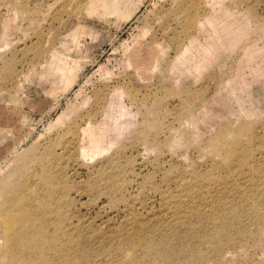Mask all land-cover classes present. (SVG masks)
<instances>
[{
    "label": "rangeland",
    "instance_id": "374dc122",
    "mask_svg": "<svg viewBox=\"0 0 264 264\" xmlns=\"http://www.w3.org/2000/svg\"><path fill=\"white\" fill-rule=\"evenodd\" d=\"M2 209L0 264H264V0H0Z\"/></svg>",
    "mask_w": 264,
    "mask_h": 264
},
{
    "label": "bare ground",
    "instance_id": "6f19581e",
    "mask_svg": "<svg viewBox=\"0 0 264 264\" xmlns=\"http://www.w3.org/2000/svg\"><path fill=\"white\" fill-rule=\"evenodd\" d=\"M114 2V1H113ZM105 6V5H104ZM107 8V7H106ZM93 12V11H92ZM106 12V11H105ZM135 55V54H133ZM131 57V56H130ZM136 57V56H135ZM132 59V58H131ZM52 192H49V197ZM36 202V201H35ZM14 206V205H13ZM13 215V214H12ZM11 213L6 209L0 210V237L3 239L6 233L14 229V226L17 224V221L13 218ZM15 217V216H14ZM7 235V234H6ZM48 236V235H47ZM69 242V241H68ZM52 248V247H51ZM62 248V247H61ZM49 253V252H48ZM55 254V253H54ZM66 254V253H65ZM69 256V255H68ZM49 257V256H48ZM70 257V256H69Z\"/></svg>",
    "mask_w": 264,
    "mask_h": 264
}]
</instances>
